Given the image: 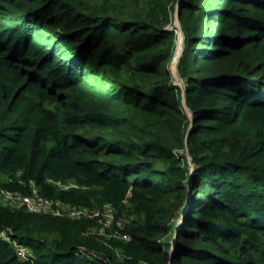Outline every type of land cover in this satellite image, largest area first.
<instances>
[{
    "label": "trees",
    "instance_id": "trees-1",
    "mask_svg": "<svg viewBox=\"0 0 264 264\" xmlns=\"http://www.w3.org/2000/svg\"><path fill=\"white\" fill-rule=\"evenodd\" d=\"M178 1L0 0V189L131 236L0 201V264H170L177 230L172 264H264V0L181 1L190 133Z\"/></svg>",
    "mask_w": 264,
    "mask_h": 264
},
{
    "label": "built area",
    "instance_id": "built-area-1",
    "mask_svg": "<svg viewBox=\"0 0 264 264\" xmlns=\"http://www.w3.org/2000/svg\"><path fill=\"white\" fill-rule=\"evenodd\" d=\"M176 32L180 36L178 29ZM0 201L5 203L4 205L11 207H22L29 213L91 220L96 223V226L91 229L92 234L103 237L106 240L124 242L131 240V236L123 232L129 221L127 214L120 212L118 208L109 203L98 207H77L61 200L41 196L36 189H33L30 195H22L0 189ZM107 209L112 212L107 211ZM109 214H111V217H109ZM108 217L109 220L107 219ZM1 235L5 238L7 237L5 231H2ZM14 246L22 260H28L32 257V251L28 247L16 242H14Z\"/></svg>",
    "mask_w": 264,
    "mask_h": 264
},
{
    "label": "water",
    "instance_id": "water-1",
    "mask_svg": "<svg viewBox=\"0 0 264 264\" xmlns=\"http://www.w3.org/2000/svg\"><path fill=\"white\" fill-rule=\"evenodd\" d=\"M182 0H179L178 1V5H177V12H176V15H175V20H176V23H177V26H178V30L180 31V35L181 37L183 38L182 39V46H183V49H182V53L181 55L179 56V60L177 62V65H176V72L173 73V77L175 78V80L178 81V83L180 84V88L182 90V98H183V105H184V108L188 110L189 114H190V118H191V127L189 128V131L188 133L191 132V130L193 129L194 127V117H193V113L190 109H188L187 107V89H186V85L181 77V74L179 72V68H178V65H179V61L182 57V54L186 48V37H185V34H184V31H183V28H182V25H181V21H180V3H181ZM180 37V36H179ZM175 57V56H174ZM174 60V59H173ZM186 153H187V156L189 158V163L190 165L192 166V172H193V167H194V162H193V159H192V156L190 154V151H189V146H188V143H186ZM192 194V189L191 187L189 188V196ZM185 213H186V210L184 211L182 217H181V220H180V223H179V226L183 223L184 221V217H185ZM178 231V230H177ZM177 231H176V235L174 236V239L172 241V247L169 251V254H170V264H172V261H173V256L175 254V245H176V236H177Z\"/></svg>",
    "mask_w": 264,
    "mask_h": 264
},
{
    "label": "rangeland",
    "instance_id": "rangeland-1",
    "mask_svg": "<svg viewBox=\"0 0 264 264\" xmlns=\"http://www.w3.org/2000/svg\"><path fill=\"white\" fill-rule=\"evenodd\" d=\"M173 28L174 29H178V26H177V23H176V20L174 19V24H173ZM180 32V31H179ZM179 38L180 37H178V40H179ZM178 44H179V42L177 43V47H178ZM183 55V54H182ZM172 63H173V60L171 61V64H170V70H171V72H172V74L175 72V70H173L172 69V67H171V65H172ZM174 68V67H173ZM175 84L176 85H178L179 87H180V84L177 82H175ZM183 108H184V105H183ZM185 109V108H184ZM186 110V112L188 113V115H190L189 114V112H188V110L187 109H185ZM90 130H93V129H91V128H89ZM84 130H80L78 133H79V135H84V132H83ZM97 133H98V131L97 130H95L94 129V131L90 134V135H88L89 137H95L96 135H97ZM2 204H5V203H2ZM107 211H111V210H109V209H107ZM112 212V211H111ZM109 217H111V214H109ZM109 217L107 218L108 220H109ZM115 219V218H114ZM181 220V219H180ZM180 220H179V223H180ZM114 221V220H113ZM176 242H177V236H176Z\"/></svg>",
    "mask_w": 264,
    "mask_h": 264
},
{
    "label": "bare ground",
    "instance_id": "bare-ground-1",
    "mask_svg": "<svg viewBox=\"0 0 264 264\" xmlns=\"http://www.w3.org/2000/svg\"><path fill=\"white\" fill-rule=\"evenodd\" d=\"M183 38L181 37V35H180V40H182ZM182 49H183V46H182ZM182 53V52H181ZM181 55V54H180ZM176 59V58H175ZM178 60H179V57H178V59L176 60V63L174 64V70H175V72H176V65H177V62H178Z\"/></svg>",
    "mask_w": 264,
    "mask_h": 264
}]
</instances>
